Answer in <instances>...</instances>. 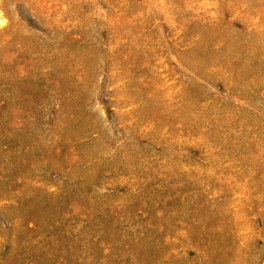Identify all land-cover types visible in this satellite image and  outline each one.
Returning <instances> with one entry per match:
<instances>
[{"label": "rangeland", "instance_id": "374dc122", "mask_svg": "<svg viewBox=\"0 0 264 264\" xmlns=\"http://www.w3.org/2000/svg\"><path fill=\"white\" fill-rule=\"evenodd\" d=\"M0 264H264V0H0Z\"/></svg>", "mask_w": 264, "mask_h": 264}]
</instances>
